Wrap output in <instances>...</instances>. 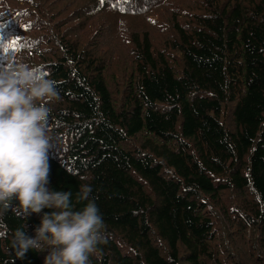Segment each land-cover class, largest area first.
Returning a JSON list of instances; mask_svg holds the SVG:
<instances>
[{
	"label": "trees",
	"instance_id": "1",
	"mask_svg": "<svg viewBox=\"0 0 264 264\" xmlns=\"http://www.w3.org/2000/svg\"><path fill=\"white\" fill-rule=\"evenodd\" d=\"M0 51L56 82L52 191L92 188L89 264H264V0H0ZM84 177L85 179H81ZM0 205V264L45 213Z\"/></svg>",
	"mask_w": 264,
	"mask_h": 264
},
{
	"label": "clouds",
	"instance_id": "2",
	"mask_svg": "<svg viewBox=\"0 0 264 264\" xmlns=\"http://www.w3.org/2000/svg\"><path fill=\"white\" fill-rule=\"evenodd\" d=\"M58 98L56 82L39 68L8 61L0 69V205L28 217L45 213L35 236L17 229L12 246L18 256L29 250L45 252L44 264H89L101 242L103 218L92 188L82 184L78 201H87L81 211L72 210V193L49 189V152L54 146L49 134V109L38 101ZM81 179H85L82 177Z\"/></svg>",
	"mask_w": 264,
	"mask_h": 264
},
{
	"label": "snow or ice",
	"instance_id": "3",
	"mask_svg": "<svg viewBox=\"0 0 264 264\" xmlns=\"http://www.w3.org/2000/svg\"><path fill=\"white\" fill-rule=\"evenodd\" d=\"M3 25H0V28H2ZM19 43V41L17 40H11L10 43H4V44H0V51H2L3 53H8L9 50L14 51L16 45Z\"/></svg>",
	"mask_w": 264,
	"mask_h": 264
}]
</instances>
